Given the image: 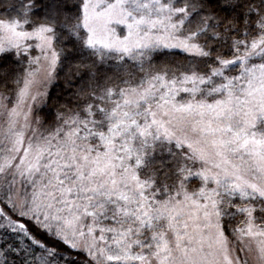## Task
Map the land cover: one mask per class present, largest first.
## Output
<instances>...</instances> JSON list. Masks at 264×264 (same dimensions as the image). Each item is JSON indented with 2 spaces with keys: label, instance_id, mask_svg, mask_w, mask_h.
I'll return each mask as SVG.
<instances>
[{
  "label": "snow or ice",
  "instance_id": "obj_1",
  "mask_svg": "<svg viewBox=\"0 0 264 264\" xmlns=\"http://www.w3.org/2000/svg\"><path fill=\"white\" fill-rule=\"evenodd\" d=\"M0 264H264V0H0Z\"/></svg>",
  "mask_w": 264,
  "mask_h": 264
},
{
  "label": "trees",
  "instance_id": "obj_2",
  "mask_svg": "<svg viewBox=\"0 0 264 264\" xmlns=\"http://www.w3.org/2000/svg\"><path fill=\"white\" fill-rule=\"evenodd\" d=\"M55 91V90H54Z\"/></svg>",
  "mask_w": 264,
  "mask_h": 264
}]
</instances>
